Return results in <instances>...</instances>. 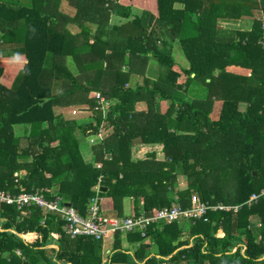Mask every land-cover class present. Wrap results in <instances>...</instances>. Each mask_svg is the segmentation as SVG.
I'll return each mask as SVG.
<instances>
[{
  "label": "trees",
  "instance_id": "16d2710c",
  "mask_svg": "<svg viewBox=\"0 0 264 264\" xmlns=\"http://www.w3.org/2000/svg\"><path fill=\"white\" fill-rule=\"evenodd\" d=\"M226 19L239 25L222 27ZM263 21L264 0H0V55L26 60L11 88L0 67V188L47 187L81 215L101 174L103 208L111 202L118 216L124 198L132 199V214L147 215L175 195L184 207L192 194L242 204L235 213L208 211L206 221L148 228L151 242L136 231L117 232L108 264H264V195L245 204L264 189ZM176 42L184 67L172 56ZM150 61L160 69L156 79L144 76ZM136 74L141 80L133 82ZM97 93L104 107L96 104ZM63 106L90 111L94 119L73 120L60 131L68 121ZM100 128L111 133L88 160L83 138ZM135 141L161 144L164 159L153 151L134 158ZM178 175L187 177L186 188L176 189ZM229 181L232 194H221L217 189ZM252 216L261 223L257 231ZM0 218V264L103 262L101 240L69 237L62 221L36 206L0 204ZM121 235L139 243L131 256ZM51 243L58 248L46 247ZM152 245L156 253L147 256Z\"/></svg>",
  "mask_w": 264,
  "mask_h": 264
},
{
  "label": "built area",
  "instance_id": "2783aa9c",
  "mask_svg": "<svg viewBox=\"0 0 264 264\" xmlns=\"http://www.w3.org/2000/svg\"><path fill=\"white\" fill-rule=\"evenodd\" d=\"M96 96L98 98L101 97L99 93ZM102 179L103 175L101 174L94 185L95 192L89 199L87 211L84 215H81L74 206L67 203L61 196L56 195L54 191L47 187L34 188L31 191L22 189L18 193H9L0 189V204L15 205L19 209L36 206L45 214H53L61 220L64 223V230L70 237L88 236L101 240L102 243L113 238L117 232L136 231L139 232L141 237L147 238L146 231L148 228L154 230L163 224L179 222L180 220L184 221V219L192 220V222L198 219L206 221L208 211H236L242 205H227L220 202L209 203L206 200H202L198 195L192 194L189 200L190 205L184 207L179 202L178 196L175 195L174 201L170 205L159 208L156 213L151 215H147L143 211L127 216L111 215L107 214L103 208L102 200L104 198L100 195ZM261 195H264V189L260 190L258 194H252L245 203L249 205ZM51 235L54 238L58 237V234L55 233H51ZM16 253L20 255L18 251ZM159 264H165V262L161 261Z\"/></svg>",
  "mask_w": 264,
  "mask_h": 264
},
{
  "label": "rangeland",
  "instance_id": "374dc122",
  "mask_svg": "<svg viewBox=\"0 0 264 264\" xmlns=\"http://www.w3.org/2000/svg\"><path fill=\"white\" fill-rule=\"evenodd\" d=\"M62 8L65 11L73 12V10L71 8L67 7L66 5H63ZM132 9H133L134 12H138V13L141 10L140 8L134 7V6L132 7ZM111 20L113 22L114 21L118 22L119 19L117 17H112ZM219 24L222 27H228V28H236L239 25L238 24V20H235V19L221 20V21H219ZM263 25H264V21H263ZM69 28L72 30V32L76 31V29L73 26H69ZM175 44L177 46H175V45L173 46L172 56H173L175 62L180 63V65L182 67H184V66H186L187 63L184 60L183 52L178 47L179 44L177 42ZM2 47H5V45H2ZM19 57L22 59L21 55H18L16 57H12V58H10V60L0 57V65L4 66L5 69H6L5 72L3 73L2 81H3L4 85L7 88H11L12 87L13 83L15 82L16 77L18 76V74H19V72L21 70L20 66L22 65L21 64L22 61L18 60V59H20ZM23 60H24V57H23ZM23 63H24V61H23ZM145 68L146 69L143 70L144 71V76H147V77L153 78V79H156L158 77L160 69L157 66L156 62L153 61L152 63L147 64V66ZM132 76H133L132 77L133 82L134 81L136 82V80H141V77L138 76L137 74L136 75H132ZM130 85H132V84H130ZM95 98L97 100L96 104H99L100 107H104L105 102L101 105V102L104 100L102 98V96L99 97V99H98L97 96ZM167 105H168V102H166V101L162 100L161 102H159L158 108H159L160 112L164 113L166 111ZM217 108H218V105H215L216 111L218 110ZM59 111L65 117V119H68V121H66L67 123L64 124L65 126L62 127L60 131H65L68 126H71L72 125L71 122H73V120H75L78 124H80V123L90 122L91 120L94 119L90 115L91 114L90 111H88V112L82 111L81 109L79 110V107H75V106H68V107L63 106V108L59 109ZM57 112H58V109H57ZM14 130H15L16 134L22 135V133H23L22 132V126H16V127H14ZM110 133H111V129L100 128L98 133H96L94 135H90L88 137H84V138L82 137L84 142L87 143V147H85L84 148L85 151H83L84 156H85L86 159H88V160L91 159L90 157L93 154V152H92L93 146H96L101 141H103ZM22 142H24V141L22 140ZM133 146L134 147H132L131 150H132V156L134 158H145L149 152L153 151V152H155V156H156V158L158 160H163L164 159V155L162 153H160V151H159L160 150V146H157V145H145V144H142V143L140 144V142H136V141L134 142ZM105 156L109 157V153H105ZM97 165H99V167H100L101 163H96L95 164L96 168H98ZM15 175H14V179L18 177L17 173ZM177 179H178V185L179 186L176 189L186 188V185H187V182H188L187 177L186 176H182V175H178ZM219 183H220V181H219ZM233 185H234L233 181H229L228 185L227 184H222V185L219 186V188L217 190L221 194H224L226 192L229 193L233 189ZM216 186L217 185H214V187H216ZM2 190H4V189H2ZM19 190H20L19 192L22 191V186L19 188ZM4 191L9 192V193L11 192V191H7V190H4ZM11 193H14V192H11ZM230 194H232V191L228 195H230ZM102 201H103V203L105 202L104 199ZM214 203H217V202H214ZM222 203H224V202H222ZM225 204H227V203H225ZM227 205H229V204H227ZM179 222L182 223L184 221L180 220ZM185 222H184V226H186V224H187ZM122 239H123V237H122ZM124 244H128V246H125L127 248H129L130 245L133 244L134 246H132L130 248H135V245H137V242L131 243V242H127L126 239H125ZM50 247L55 248L53 246H50Z\"/></svg>",
  "mask_w": 264,
  "mask_h": 264
},
{
  "label": "crops",
  "instance_id": "0c3cea01",
  "mask_svg": "<svg viewBox=\"0 0 264 264\" xmlns=\"http://www.w3.org/2000/svg\"><path fill=\"white\" fill-rule=\"evenodd\" d=\"M175 46H177L176 44H175ZM22 56V55H21ZM0 57L1 58H4V59H8V60H10V58H12V57H4V56H1L0 55ZM16 57V56H15ZM20 58V57H19ZM18 60H20V61H22V65L20 66V67H22L23 66V64L26 62V60H25V57H24V60H23V56H22V59L20 58V59H18ZM23 61H24V63H23ZM153 61H150L149 63H152ZM148 63V64H149ZM180 64V63H179ZM157 66H158V64H157ZM0 67H2L3 68V73L5 72V67L4 66H2V65H0ZM3 82V81H2ZM157 146H160V153H162L163 155H164V157H165V154H164V152H163V150H162V145L161 144H159V145H157ZM23 189V188H22ZM180 189H184V188H180ZM262 190V189H261ZM252 194H254V193H252ZM251 194V195H252ZM250 195V196H251ZM249 199V198H248ZM174 201V200H173ZM107 202V201H106ZM111 203V202H110ZM109 203V207L105 210V212L107 213V214H111V215H117L116 213V210H114V209H112V207H111V204ZM252 203V202H251ZM246 204V203H245ZM233 205H239V204H233ZM133 207V203H132V199L131 198H124L123 200H122V211H123V215L122 216H127V215H129V214H132V208ZM42 211V210H41ZM238 210H236V211H233L232 210V212L233 213H235V212H237ZM116 212V213H115ZM42 213L45 215V213L42 211ZM115 213V214H114ZM46 214H50V213H46ZM53 215V214H52ZM57 218V217H56ZM5 220V218H0V221L2 222V221H4ZM250 222H251V227L254 229V230H258V227L261 225V223L256 219V218H253V216L252 217H250ZM61 221V220H60ZM188 222V221H190V220H188V219H184V222ZM40 224H44V219H41L40 220ZM160 228V227H159ZM0 230H3V226L1 225V223H0ZM9 231H11V232H15L14 231V228L11 226L9 229H8ZM63 230H64V223H63ZM65 231V230H64ZM66 232V231H65ZM51 233H55V234H58L57 232H51ZM51 233H50V236L55 240V239H57L58 237H59V234H58V237L57 238H54L52 235H51ZM187 234H188V232L186 231V229H184V238L187 236ZM224 235V230L222 229V228H218L217 229V232H216V236L217 237H222ZM195 236V235H194ZM194 236H191L190 238H189V240H190V242L187 244V245H185L184 247H187V246H191L192 245V241L191 240H193V237ZM70 237V236H69ZM122 237H123V239H122V247L124 248V249H127V252H128V254L131 256V254L134 252V250L136 249V248H130V247H132V246H134L133 244H131L130 245V247L129 248H127V247H125V246H128V244H124V241H125V237H124V235H122ZM72 238V237H71ZM74 238V237H73ZM258 238H260V237H258ZM150 238H145V240H144V242H151L150 240H149ZM113 241H114V238H111V239H108L106 242H104V243H102V256H103V262H102V264H108L109 263V257H110V254L112 253V251H113V248H112V245H113ZM189 244H191V245H189ZM139 245V243H137V245H135V247L136 246H138ZM50 246H53V247H55L54 249H57L58 248V246L55 244V243H51V244H49V245H47L46 247H50ZM237 246H238V249H239V251H240V253H244V250H245V245L243 244V243H238L237 244ZM237 246H235V247H233L232 249H231V251L230 252H234V250H236V248H237ZM16 251H18L19 253H20V255H18L17 253H16ZM15 253L18 255V256H20L21 258H24L23 257V255L21 254V252H20V250H18V249H16L15 250ZM146 253H147V256H151V255H155V253H156V248H155V246L154 245H152L150 248H148L147 249V251H146ZM263 257H264V255H263ZM63 264H67V263H63ZM202 264H209L208 262H203Z\"/></svg>",
  "mask_w": 264,
  "mask_h": 264
},
{
  "label": "water",
  "instance_id": "95a60500",
  "mask_svg": "<svg viewBox=\"0 0 264 264\" xmlns=\"http://www.w3.org/2000/svg\"><path fill=\"white\" fill-rule=\"evenodd\" d=\"M102 189L104 190L105 188L103 187Z\"/></svg>",
  "mask_w": 264,
  "mask_h": 264
}]
</instances>
